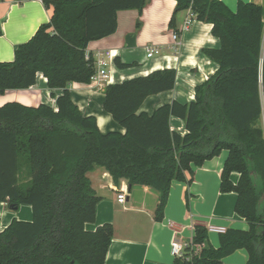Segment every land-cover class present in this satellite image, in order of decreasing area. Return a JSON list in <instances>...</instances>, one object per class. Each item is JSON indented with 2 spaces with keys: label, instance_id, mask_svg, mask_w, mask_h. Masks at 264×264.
<instances>
[{
  "label": "trees",
  "instance_id": "obj_1",
  "mask_svg": "<svg viewBox=\"0 0 264 264\" xmlns=\"http://www.w3.org/2000/svg\"><path fill=\"white\" fill-rule=\"evenodd\" d=\"M151 0H42L52 9L49 22L20 45L12 62H0V95L35 85L37 73L51 90H61L55 107L18 102L0 105V203L33 210L31 222L13 220L0 231V264H105L113 229L88 231L99 197L88 173L104 168L114 182L151 187L159 193L154 214L163 218L172 182L193 181V168L228 154L220 192L236 194L235 213L247 231L226 230L218 247L196 250L207 241L204 225L173 264H221L236 250L246 264H264V22L259 5L238 1L232 11L220 0H175L177 11L211 24L218 49L203 55L217 65L197 85L190 103L172 102L153 113H139L144 100L173 89L177 74L160 69L107 86L106 114L124 128L101 133L96 120L74 105L70 84L89 85L95 60L89 43L117 29V13L138 10ZM172 23V20L171 22ZM120 69L122 64L116 59ZM179 118L186 133L171 131ZM239 178L234 184L231 175Z\"/></svg>",
  "mask_w": 264,
  "mask_h": 264
},
{
  "label": "crops",
  "instance_id": "obj_2",
  "mask_svg": "<svg viewBox=\"0 0 264 264\" xmlns=\"http://www.w3.org/2000/svg\"><path fill=\"white\" fill-rule=\"evenodd\" d=\"M232 11L240 0H220ZM257 4L263 9L264 0H241ZM53 12L42 0H0V62L9 63L15 50L37 32L44 23L49 22ZM172 20V23H170ZM187 21L190 25L185 30ZM117 29L109 37L89 43L87 53L96 59L97 55L107 63L106 70L113 76V83L144 77L160 69H172L177 74L172 90L147 97L140 106L139 113H153L157 108L172 102L190 103L194 101L197 85L207 81L217 71V65L202 53L204 49H218L220 42L211 34V24L195 20L190 11H177L175 0H151L138 10H125L117 13ZM177 34V42L172 36ZM153 46L158 53L146 58L145 48ZM111 52L108 59L105 55ZM116 59L129 64L126 69L116 65ZM35 85L26 90L5 91L0 95V105L18 102L24 106L39 104L55 107L61 90H51L47 79L37 73ZM71 99L85 116H92L101 133L124 128L102 109L104 95L89 85L70 84ZM264 135V114L261 117ZM171 131L184 135L185 124L181 119L170 118ZM228 154L225 151L201 166L193 168L194 177L190 184L172 182L161 221L154 219L159 193L147 186L128 187L127 180L117 182L102 167H95L87 175L92 189L99 197L95 208V219L86 223L88 231L100 226H112V241L106 254L105 264H173L170 244L176 239L180 244L192 242L194 227L197 224L206 228L220 227L225 231L238 229L247 231L248 223L234 210L236 194L221 193L220 174ZM237 173L231 175L235 184ZM124 193V203L117 196ZM33 210L20 205L16 211L9 210L0 203V231L7 228L13 220L31 222ZM208 239L197 251L207 247H218L219 234L208 232ZM248 254L236 250L221 264H246Z\"/></svg>",
  "mask_w": 264,
  "mask_h": 264
},
{
  "label": "built area",
  "instance_id": "obj_3",
  "mask_svg": "<svg viewBox=\"0 0 264 264\" xmlns=\"http://www.w3.org/2000/svg\"><path fill=\"white\" fill-rule=\"evenodd\" d=\"M186 24V28L185 30L188 28V26L190 25V22L187 21ZM177 34L175 33L172 36V40L175 41V45H179V43L177 42ZM146 51V58H151L152 56L156 55L158 53V51L153 47V46H149L145 48ZM108 59H110L111 57V52L107 53L105 55ZM95 60V71L94 74L91 77V81L89 84V87L94 89L97 92H101L105 87L111 85V83H113V76L110 75L109 71L106 70L107 67V63L100 58V55L98 54ZM126 200V196L124 193L119 194L117 196V201L119 203H124ZM207 232H216L218 234H223L225 232V230L223 228L220 227H211L208 226L207 228ZM187 245H183L180 244L179 241H177L176 239H174L171 244H170V251H171V255H173L175 258H181L184 254V250L186 248ZM199 247V246H198ZM198 248H196L197 250Z\"/></svg>",
  "mask_w": 264,
  "mask_h": 264
},
{
  "label": "water",
  "instance_id": "obj_4",
  "mask_svg": "<svg viewBox=\"0 0 264 264\" xmlns=\"http://www.w3.org/2000/svg\"><path fill=\"white\" fill-rule=\"evenodd\" d=\"M106 90H107V87H105V88L101 91V93H102L103 95H105V94H106Z\"/></svg>",
  "mask_w": 264,
  "mask_h": 264
},
{
  "label": "rangeland",
  "instance_id": "obj_5",
  "mask_svg": "<svg viewBox=\"0 0 264 264\" xmlns=\"http://www.w3.org/2000/svg\"><path fill=\"white\" fill-rule=\"evenodd\" d=\"M264 39V38H263Z\"/></svg>",
  "mask_w": 264,
  "mask_h": 264
}]
</instances>
